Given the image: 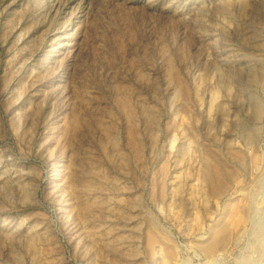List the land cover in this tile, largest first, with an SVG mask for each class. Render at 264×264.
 Here are the masks:
<instances>
[{
    "label": "rangeland",
    "instance_id": "rangeland-1",
    "mask_svg": "<svg viewBox=\"0 0 264 264\" xmlns=\"http://www.w3.org/2000/svg\"><path fill=\"white\" fill-rule=\"evenodd\" d=\"M0 264H264V0H0Z\"/></svg>",
    "mask_w": 264,
    "mask_h": 264
}]
</instances>
